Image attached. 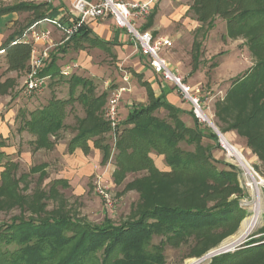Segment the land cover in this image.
Listing matches in <instances>:
<instances>
[{
    "label": "trees",
    "instance_id": "trees-1",
    "mask_svg": "<svg viewBox=\"0 0 264 264\" xmlns=\"http://www.w3.org/2000/svg\"><path fill=\"white\" fill-rule=\"evenodd\" d=\"M46 6L23 3L0 8V17L26 11L34 13L33 21L36 22L47 18L48 10L41 12ZM189 12H193L195 20L201 24L193 45V73L199 70L203 43L215 28L217 18L226 20L227 39L246 40L255 66L236 81L223 101L217 103L216 116L225 126L223 133L238 132L247 140L248 147L264 158V147H261L264 146V0H194ZM201 33L202 41L199 42ZM14 39L15 35L11 36L4 46L7 63L9 70L23 72L27 70L31 48L27 45L10 47ZM84 42H92L87 27L75 34L71 45L83 48ZM72 85L84 86L77 100L85 107L86 116L78 121L77 135L69 145V152L80 148L88 155L91 141L94 148L103 153L102 164H106L112 155V149L103 137L111 131L101 114L106 96L95 97L92 85L86 79L73 77ZM142 85L147 90L149 104L136 105L116 129L119 172L136 168L149 174L132 184L140 194L141 202L131 217L118 226L110 219L95 226L64 215L37 219L13 217L10 222L0 224V259L3 263L166 264L167 244L178 246L196 242L198 252L195 256H201L236 233L243 220L240 200L245 195L238 170L229 164L225 165L227 170L219 169L212 148L204 146L203 142L205 138L214 141V137L205 135L197 121L194 128H188L181 121V110L156 97L148 83ZM12 87L11 80L0 83V94H6ZM75 102L73 98L53 100L44 109L31 114V121L25 127L37 136V149L55 146L51 137L57 139L66 128V108ZM161 109L168 112V118L156 115ZM182 143L192 150L183 149ZM4 147L5 144L0 142V150ZM152 154L164 156L170 171H159ZM8 159L0 151V167L4 168L0 206H20L22 209L25 201L17 192L18 181L13 175L19 164ZM154 237L163 240L153 245ZM11 245H16L17 250L3 249V246ZM260 251L264 253V245ZM259 252L258 256L262 254ZM229 258L227 255L221 260L224 262Z\"/></svg>",
    "mask_w": 264,
    "mask_h": 264
},
{
    "label": "rangeland",
    "instance_id": "rangeland-1",
    "mask_svg": "<svg viewBox=\"0 0 264 264\" xmlns=\"http://www.w3.org/2000/svg\"><path fill=\"white\" fill-rule=\"evenodd\" d=\"M170 1L173 2L171 8L174 9L181 8L185 10L192 7L194 4V0ZM22 2L35 4L38 0H3L2 4L11 6ZM123 2H126V0H123ZM160 3L161 0H158L156 6L159 7ZM187 17L191 20H195L193 12H189ZM31 19V15L28 13H21L19 20L15 23L14 30H22ZM197 24L196 27L199 28L201 24L199 22ZM55 25L58 27L57 24ZM206 27L207 26H205V28ZM181 28L182 24H177L176 29L180 30ZM197 28L195 29L196 31ZM195 30L192 32L191 38L189 35H185L177 43H174V47L168 51L166 58L169 60L168 62L179 65L181 76H183L189 84L199 89V96L202 98L206 114L210 118L212 125L200 122L194 115L192 108V114L190 113V115L194 117L205 135L214 137V141L205 138L203 142L204 146L212 148V155L217 161L218 168L227 170L225 165L229 164L238 170L241 188L245 192V195L240 200L242 210L241 217L243 220L236 233L223 240L216 247L203 253L201 256H195V253L198 252L196 242L189 241L188 243H183L178 246L167 244L164 253L166 264H190L194 261H202L200 264H263L264 253L260 251V248L264 245V210L260 224L253 229L252 233L243 243L229 251L216 253L226 241L239 234L244 222L252 215L250 210L255 206L257 201L256 198L259 197V202L264 207V184H262L263 187L258 189L255 188L256 190L250 187V185L253 184L251 179L242 172L240 164L234 158L230 159L228 157L223 146L219 143V137L215 132V128H217L228 139L226 133L222 132L225 127L224 124L220 122L216 116V105L219 101H223V99L226 98L228 91L231 90L238 79H241L251 71L256 61L251 55L246 40L227 39L228 31L226 20L217 18L215 21V28L208 34L202 46L201 65L199 68L200 76L191 79V71L193 69V43L196 35ZM59 40L61 41V39ZM198 41H202V33L198 36ZM123 47L124 44L121 45V49L118 52L119 55L108 54L104 51H94L93 48H88V57H86L85 62L82 64L78 62L79 57L73 50L62 53L64 47L60 44L53 49L52 55L54 56L52 57H55L58 63V68H56V70H61L65 66L76 64L77 67L73 68L74 70L76 69V71L73 72L71 76L62 75L55 77L56 80H50L49 84L47 81L48 87L46 85L42 90L36 93L24 95V98L28 99V101L34 98L43 99L44 101L40 102L39 106H37L38 111H40L45 108V105H47L50 100L55 101L58 97L63 100L70 99V86L68 83L72 76L89 79L94 84V94L101 95L105 92L107 93V103L105 102L106 106H104L105 108L103 107L101 114L111 129V131L103 136L105 142L108 143L112 149L111 159L106 164L101 163V165H98V163H96L95 170L92 173H86L80 177H77L76 174L73 173V165L77 160L75 159V154L69 152L67 145L70 139L77 135L78 121L85 116V107H83V104L80 102L70 105L66 108V128L59 133L57 139H52L51 137V142L54 143L55 146L53 148L41 146L37 149L36 142L31 143L32 145L30 147L33 152V159L23 162L14 161L19 164L18 170L13 174L18 181L17 192L21 195V199L25 201V205L22 209L20 206H0V224L8 223L13 217L20 216L24 219H37L40 217L64 215L74 219H80L95 226H100L106 219H110L118 226L131 217L132 212L141 202L140 194L135 190L132 184L137 180L148 177L149 174L146 170H138L136 168L119 172L121 171L117 161L119 152L116 149L117 138L119 137L118 134H116L117 127H113L112 122L107 118L108 105L110 97L116 93L121 86V78L124 72L133 76V86L135 89L131 94L123 96V93L121 96L118 105L117 126L122 123L121 117L122 114H125L124 107L127 110H131L136 105L147 104V97L141 92L140 87L137 88L138 79L134 77V73H136L135 71H147L151 68L147 59L142 60L140 59V55L134 52V50L132 51L129 48ZM119 56L121 58L120 60H118ZM39 58V60L45 63L46 60L43 57ZM31 64L29 72L26 74L23 73L21 76L22 78L18 84L19 87L21 86V89H17V92L25 93L24 89L30 75ZM7 67L8 63L6 56L0 57V80L9 77L10 70H7ZM43 68L41 69L40 76L43 73ZM144 77L146 78L145 75ZM51 90L54 91L53 93L59 91L58 95L54 94L53 97L50 98ZM80 91L81 89H78L77 95ZM13 95L14 94H12V96ZM8 106L9 105H7V107ZM120 107L121 109L123 108L122 114H120ZM156 115L160 118H168V112L164 109L157 111ZM27 122L28 120L26 119L24 127ZM25 130L28 131L26 127ZM229 142L242 152L246 161L264 181V158L255 154L253 149L248 147L247 140L243 137H241V142L233 140H229ZM61 143H64L66 148L57 150L56 146ZM181 147L185 150H192V148L187 147L184 143L181 144ZM261 147L263 148L264 146ZM101 156L103 157L102 152ZM151 157L154 160L155 167L159 171H170L164 156L152 154ZM10 159V161L13 160L12 158ZM32 170H34V172H32ZM2 186V181L0 179V188ZM107 197L110 198L111 203L107 202ZM40 204L43 205V208L40 207ZM33 210L36 211L33 212ZM162 240V237H154L152 244L158 245ZM3 247V249H8L9 251L17 250L16 245H11L7 248L5 246ZM258 252L262 254L258 256ZM227 255H229L230 258L223 262L221 259ZM209 256L212 257L206 259ZM241 259H243L242 262ZM219 260L222 262L216 263ZM0 264L5 263L0 259Z\"/></svg>",
    "mask_w": 264,
    "mask_h": 264
},
{
    "label": "crops",
    "instance_id": "crops-1",
    "mask_svg": "<svg viewBox=\"0 0 264 264\" xmlns=\"http://www.w3.org/2000/svg\"><path fill=\"white\" fill-rule=\"evenodd\" d=\"M73 1L74 0H38V2L35 4L28 3L31 5H47L45 8L41 9V12H45L46 10H48L47 18L36 22L33 21L34 13L26 12V11L13 12L0 17V51L7 50V48H5L4 46L9 40V38L13 35H15V39L11 43L10 47L18 46V45H13V43L19 42L18 43L19 45H27L31 48L30 59L27 62V70L23 72L10 70L9 77H7L6 79L2 78L0 80V83L2 84L5 83L7 80H11L13 82V87L9 88L6 94H0V142L6 144L5 147L2 148L0 151L4 152L9 157V159L12 158L13 162L14 161L23 162L27 160L31 161L33 159V152L30 146L32 145L31 143H35L37 140L35 135L25 130L24 122L26 121V119L28 121H31V114L38 111L37 106H39L40 102H43L44 100L34 98L31 101H28V99L24 98V95H26L25 93L17 92V89H21V86L19 87L18 85L20 79L22 78L21 76L23 75V73L26 74L29 72L30 64L33 58L43 57L46 60L43 68V73L45 72L46 73L42 77L49 78V80H47L48 84L50 80H56V78L53 76L54 73H57L58 76H62L63 75L62 71L66 67L71 68L70 76L73 75V72L76 71V69L75 70L73 69L77 67L76 64L65 66L61 70L59 69L56 70V68H58L57 67L58 63L57 60H55L56 58L52 57L54 56L52 55V52L53 49L58 44L64 47L62 49V53H66L67 51L70 50L76 52V55L79 57L78 62L80 64L84 63L86 57H88L87 55L88 48H93L94 51H104L105 53L108 54L119 55L118 52L121 49L122 44H124L123 48H129L132 51L134 50V52L138 53L140 55V59L142 60L146 59L140 54V52L136 48L135 43L132 41L131 37L123 32L118 31L115 27L114 21L110 18L101 19L97 21H90L86 27L90 30L92 42L82 43L83 48H78V49L74 48L73 44L71 45V41L75 35L70 37V39H68L67 34L61 28L55 25L56 23L63 25L64 24L68 25L71 23L70 21L74 18L72 14ZM142 1H148V0H126V2H142ZM2 2L3 0H0V8L14 7L24 3L22 2L16 5L7 6V5H3ZM157 3L158 0H155L154 10H153L154 17L152 19L150 27H148V25L149 22L151 21V16L153 15H151L144 22V29L151 31L156 38L170 39L171 42L173 43V46L171 48H173L174 43H177L183 36L189 35L190 37L192 35V32L197 28L196 26L198 25L197 24L198 22L196 20H191L190 18L187 17V14L189 13L191 7L185 10H182L181 8L178 9L171 8L173 2L170 0H161L159 7L156 6ZM21 13H28L29 15H31L32 19L28 21V24L25 28L19 31H15L14 26L15 23L19 20V16ZM179 23L182 24V28L180 30H177L176 26ZM33 27H35V30H37L38 32L41 31L49 32L50 33L49 41L48 42L34 41L30 33H28V31ZM26 33H28V35L27 37H24ZM59 39H61V41ZM170 49H167L164 52L165 58H166V54ZM6 55H7V51L5 52V54L0 55V57ZM120 59L121 58L119 56L118 60ZM170 64L174 68H176L179 73L181 72L179 65L173 63ZM6 69L8 70L9 66ZM135 72L136 73H134V77L138 79L137 88L139 87L141 88V92L144 94V96L147 97V101H148L147 104L141 106H147L149 104L147 90L142 85L143 83H148L155 92L156 97L163 98V101L173 105L174 107H176L177 109L183 112L180 118L181 121L188 128L195 127L196 120L192 115H190L191 105L182 98L180 92L172 84L164 82L159 76H157L154 73L152 69L147 71H141V72L135 71ZM191 74H192L191 79H195L196 77L200 76L199 70L196 73H193L191 71ZM144 75L146 76V78L144 77ZM125 76L128 77V82L124 81ZM73 77L76 76H72L70 82L68 83L70 86V99L73 98L76 99V102H79L77 98L84 91V86L83 85H79L77 87L73 86L72 85ZM77 78L86 79L85 77H77ZM86 80L89 82L90 85H92L93 94H94L95 93L94 84L89 79ZM193 87L196 88L195 86ZM121 88L127 89L124 92L123 96L127 94H131L134 91L135 88L133 86V76L131 74H128L126 72L122 74L121 86L118 88V90ZM78 89H81V91L77 95ZM53 92H54L53 90L50 91V98L53 97L54 94L58 95L59 93V91L55 93ZM12 94L14 95L12 96ZM102 95H105L107 98L106 92L101 95L94 94L95 97H100ZM55 100L67 101V100H63L60 97L56 98ZM48 104L45 105V107H47ZM7 105L9 106L7 107ZM133 108L131 110H127L124 107L125 114L123 115L121 113L123 108L121 109L120 107V114H122L121 117L122 123L127 119L129 113L133 110ZM85 116L82 119H84ZM226 135L228 136L229 140L241 142V136L236 131L228 132L226 133ZM74 138L75 136H73L70 139V142L67 145L68 150H69V145ZM52 139H54V137H52ZM89 145L91 147V152L89 155H86L84 151L80 148H77L73 152V154H75V159L77 160L76 163H74L73 165L74 167L73 173L76 174L77 177H80L86 173L88 174L92 173L95 170L96 163H98V165H101L103 161L101 152H99L100 150L95 149L94 144L91 141L89 142ZM56 148L57 150L58 149L63 150L64 148H66V145H64V143H61L60 145L56 146ZM3 171L4 168L0 167V179Z\"/></svg>",
    "mask_w": 264,
    "mask_h": 264
},
{
    "label": "built area",
    "instance_id": "built-area-1",
    "mask_svg": "<svg viewBox=\"0 0 264 264\" xmlns=\"http://www.w3.org/2000/svg\"><path fill=\"white\" fill-rule=\"evenodd\" d=\"M155 0L142 2H123L120 0H74L72 4V14L74 18L68 25L56 23L68 36H74L80 29L86 27L90 21L110 18L114 21L118 31L129 35L135 43L140 54L147 59L150 68L164 82L172 84L181 94L182 98L191 105L196 118L203 123L212 125L210 118L206 114L205 105L202 98L199 96L198 89L191 86L178 70L174 68L164 56V52L173 46V43L168 38H156L149 30L144 29V22L151 16L154 10ZM30 33L32 39L36 42H48L50 33L47 31L38 32L35 27L31 28ZM28 33L24 35L27 37ZM19 42H14L17 45ZM6 51H0V55ZM40 58H33L29 78L25 86V94L31 95L42 90L47 85L49 78L41 77L40 72L44 62ZM64 76H69L71 68L66 67L63 71ZM124 81L128 82V77H124ZM127 89L121 88L112 95L109 100L107 118L112 122L113 127H117L118 123V105L122 94ZM213 127V126H212ZM215 128V127H214ZM215 132L219 137V143L223 146L228 157L234 158L241 166L242 172L249 176L252 185L258 189L263 187L264 181L258 176L250 164L243 156L241 162L234 155H231L228 146L232 145L223 139V134L215 128ZM260 183H259V182ZM107 202L111 203L109 197Z\"/></svg>",
    "mask_w": 264,
    "mask_h": 264
},
{
    "label": "bare ground",
    "instance_id": "bare-ground-1",
    "mask_svg": "<svg viewBox=\"0 0 264 264\" xmlns=\"http://www.w3.org/2000/svg\"><path fill=\"white\" fill-rule=\"evenodd\" d=\"M223 139L227 142H229V140L226 138V136H223ZM230 143V142H229ZM231 144V143H230ZM232 145V144H231ZM228 149L231 153V155H234L238 158V160L241 162V160L243 159V154L242 152H240L235 146L232 145L229 147ZM243 161V160H242ZM252 188L254 190H256L255 188V184L252 186ZM257 192V191H256ZM258 194V193H257ZM259 195V194H258ZM257 195V196H258ZM256 204L255 206H253V208L250 210L252 215L244 222L242 229L240 230L239 234L231 239H229L228 241H226L221 249H219L218 251H216V253H222V252H226L229 251L237 246H239L241 243H243V241H245V239L252 233L253 229L258 226L262 220V215H263V210L264 207L263 205L259 202V197L256 198ZM215 253V254H216ZM213 256V255H212ZM209 256L206 259L212 257ZM205 259V260H206ZM202 261H194L190 264H200Z\"/></svg>",
    "mask_w": 264,
    "mask_h": 264
}]
</instances>
